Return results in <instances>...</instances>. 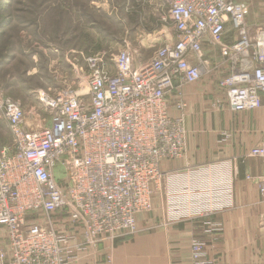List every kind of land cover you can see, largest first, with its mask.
I'll list each match as a JSON object with an SVG mask.
<instances>
[{
	"label": "built area",
	"instance_id": "1",
	"mask_svg": "<svg viewBox=\"0 0 264 264\" xmlns=\"http://www.w3.org/2000/svg\"><path fill=\"white\" fill-rule=\"evenodd\" d=\"M159 3L170 42L146 61L130 47L111 67L91 61L77 87L42 92L47 117L37 114L34 127L25 106L0 93L12 134L0 149V264H70L105 239L137 234L161 163L187 150V104L176 100L173 116L169 103L183 85L219 73L230 111L264 108V23L250 24L239 0ZM248 155L264 165V142ZM255 181L264 200V174ZM191 249L193 264H211L201 241Z\"/></svg>",
	"mask_w": 264,
	"mask_h": 264
},
{
	"label": "crops",
	"instance_id": "2",
	"mask_svg": "<svg viewBox=\"0 0 264 264\" xmlns=\"http://www.w3.org/2000/svg\"><path fill=\"white\" fill-rule=\"evenodd\" d=\"M239 1L250 7V0ZM259 17L250 12L247 20L264 23ZM205 50L206 58L220 60L217 50ZM218 78L205 76L169 96L173 116L179 114L176 100L187 104V150L181 159L161 163L153 211L137 217L138 233L105 239L70 264H193L194 240L203 243L212 264H264V200L255 181L264 165L248 155L264 142V108L230 111ZM36 118L30 112L27 123L34 127Z\"/></svg>",
	"mask_w": 264,
	"mask_h": 264
},
{
	"label": "rangeland",
	"instance_id": "3",
	"mask_svg": "<svg viewBox=\"0 0 264 264\" xmlns=\"http://www.w3.org/2000/svg\"><path fill=\"white\" fill-rule=\"evenodd\" d=\"M250 1L247 17L256 13L264 21V0ZM159 5V0H0V93L46 118L42 92L56 96L77 87L91 61L111 67L126 47L137 52L138 62L146 61L170 42L171 26ZM11 140L0 118V149ZM152 211L153 203L139 215Z\"/></svg>",
	"mask_w": 264,
	"mask_h": 264
},
{
	"label": "bare ground",
	"instance_id": "4",
	"mask_svg": "<svg viewBox=\"0 0 264 264\" xmlns=\"http://www.w3.org/2000/svg\"><path fill=\"white\" fill-rule=\"evenodd\" d=\"M160 180H161V179H160ZM160 180L154 185L155 187H157V186L161 183ZM154 186H153V189H154ZM153 189H152V194H153V192H154ZM152 203H153V202H152V195H151V201H149V207H148V208H150V205H151V208H150L149 211L152 210ZM149 211H146V212H149ZM142 213H144V212H142ZM136 219H137V217H136ZM136 225H137V222H136ZM137 229H138V227H137ZM137 233H138V231H137ZM135 235H136V234H135ZM88 254H89V251H88V252H85V253H79V255L77 256V258H76L75 260L71 261V263L80 260L81 257H83L84 255H88Z\"/></svg>",
	"mask_w": 264,
	"mask_h": 264
}]
</instances>
